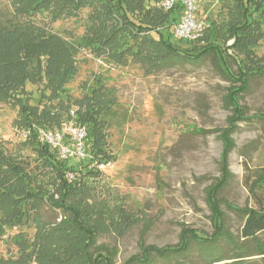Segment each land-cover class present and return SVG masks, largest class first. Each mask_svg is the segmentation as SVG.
Segmentation results:
<instances>
[{"label": "trees", "instance_id": "16d2710c", "mask_svg": "<svg viewBox=\"0 0 264 264\" xmlns=\"http://www.w3.org/2000/svg\"><path fill=\"white\" fill-rule=\"evenodd\" d=\"M150 1L9 0L0 8V105L13 107L17 137L10 148L0 141V240L16 249L15 255L0 256V264H115L116 250L99 243V235L122 238L135 226H141L138 250L119 264H249L255 255L264 264V210L237 207L219 195L232 176L226 161L234 148L231 135L239 122L257 118L246 114L240 99L253 80L264 77V55L255 52L264 38V0H201L215 10L192 40L173 35L186 8L182 0L168 10L157 5L160 0ZM84 9L87 24L78 41L52 32V23L76 18ZM40 14L46 16L38 24ZM81 48L106 71L129 59L147 74L209 57L228 81L222 104L231 113L227 124L214 130L224 142L223 177L205 189L210 234L182 223L174 243L144 240L153 222L142 209L126 207L123 194L104 181L99 168L114 161L106 133L117 105L114 89L94 75L93 86L83 84L78 98L63 96L77 74ZM27 82L41 86L37 104L30 103ZM69 123L85 131L80 159L60 157L41 134L62 133ZM62 136L70 139L69 133ZM261 170L264 180V166ZM44 205L60 218L44 219ZM223 205L244 218L239 235L228 228ZM19 227L32 234H7Z\"/></svg>", "mask_w": 264, "mask_h": 264}, {"label": "rangeland", "instance_id": "374dc122", "mask_svg": "<svg viewBox=\"0 0 264 264\" xmlns=\"http://www.w3.org/2000/svg\"><path fill=\"white\" fill-rule=\"evenodd\" d=\"M192 1L191 33L215 10V5L206 1ZM150 4L155 1L151 0ZM6 6L9 0H0V8ZM88 12L84 9L76 18L60 19L50 28L78 41L87 24ZM45 16L37 15L36 23L41 24ZM78 51L77 74L66 84L63 96L78 98L83 84L93 86L94 75L101 76L104 84L114 89L117 105L106 131L114 161L101 167L102 178L123 194L126 207L131 211L142 209L153 222L143 234L144 240L159 246L174 243L182 223L210 234L205 189L223 177L224 142L214 130L225 126L226 117L231 113L222 104L228 81L220 76L209 57L200 64H178L147 74L129 59L121 67L106 71V66L89 51L82 48ZM255 52L264 55V38ZM25 89L31 97L30 103L37 104L41 86L27 82ZM249 89L240 103L248 116L257 118L239 122L231 135L234 148L226 154V161L232 176L219 195L237 207L264 210V180L260 177L264 166V77L253 80ZM14 116L13 107L0 105V141L7 148L17 140L11 128ZM69 127L73 128L68 124L62 132L69 133ZM46 136L58 148V153L59 149H66L68 155L79 156L73 155L72 160L81 158L78 146L61 132H48ZM222 208L228 228L239 235L244 218L224 205ZM42 212L44 219L50 221L61 216L47 205ZM140 228H131L122 238L101 234L98 242L114 247L115 264H119L137 252ZM18 231L27 237L32 234L28 227L11 229L7 234ZM15 252V247L0 240V256L15 255ZM249 264L262 262L255 255Z\"/></svg>", "mask_w": 264, "mask_h": 264}, {"label": "built area", "instance_id": "2783aa9c", "mask_svg": "<svg viewBox=\"0 0 264 264\" xmlns=\"http://www.w3.org/2000/svg\"><path fill=\"white\" fill-rule=\"evenodd\" d=\"M175 1L176 0H160L157 5L161 6L165 10H168L172 7V5ZM182 2L184 4V6H186V8H185V11H184L181 19H180L181 21L177 24V26L174 27L173 35H175L176 38H184V39L192 40V39L199 36V33L203 27V22H202L201 27H199L198 29H196V31L191 33V25H192L191 24L192 23L191 22L192 21L191 9L193 7L192 6L193 1L192 0H182ZM69 124L73 127V128L69 127L70 140H72V142L78 146L77 151H78V153L81 154V156H83V151L81 149H82V140L84 138L85 131H84L83 127L78 128V127H75L72 123H69ZM41 134L44 138H46L49 141V139L46 136L47 133L41 132ZM68 153H66V149L65 150L59 149V154H60V157H62V158L66 157L68 155ZM73 155H76V154H71V156H73ZM76 156H78V155H76ZM108 164H106V165H108ZM103 165H105V164H99V168H101ZM69 177H72V175H70Z\"/></svg>", "mask_w": 264, "mask_h": 264}]
</instances>
